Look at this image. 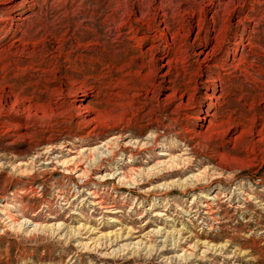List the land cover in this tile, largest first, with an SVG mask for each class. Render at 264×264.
Returning <instances> with one entry per match:
<instances>
[{"label": "rangeland", "instance_id": "1", "mask_svg": "<svg viewBox=\"0 0 264 264\" xmlns=\"http://www.w3.org/2000/svg\"><path fill=\"white\" fill-rule=\"evenodd\" d=\"M0 264H264V0H0Z\"/></svg>", "mask_w": 264, "mask_h": 264}, {"label": "bare ground", "instance_id": "2", "mask_svg": "<svg viewBox=\"0 0 264 264\" xmlns=\"http://www.w3.org/2000/svg\"><path fill=\"white\" fill-rule=\"evenodd\" d=\"M228 69L229 68H222L221 70L222 71H224L225 72V76L226 75H230L229 73H228ZM213 101V100H212ZM210 115V114H209ZM85 123V122H84ZM90 123V121L89 122H87L86 121V123H85V126L84 127H88V135L89 136H99V135H104L105 133H106V131L107 130H109V128L107 127V126H103V125H100V124H98V123H95V124H93V126L92 127H89V124ZM84 125V124H83ZM87 125V126H86ZM83 127V128H84ZM149 130V129H148ZM151 131H153V130H151ZM37 143H39V145L38 146H40V142H38L37 141ZM36 147H37V145H35ZM34 147V146H33ZM35 147V148H36ZM38 148V147H37Z\"/></svg>", "mask_w": 264, "mask_h": 264}]
</instances>
